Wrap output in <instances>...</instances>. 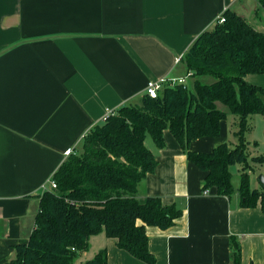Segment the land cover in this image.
Masks as SVG:
<instances>
[{
  "label": "crops",
  "instance_id": "crops-1",
  "mask_svg": "<svg viewBox=\"0 0 264 264\" xmlns=\"http://www.w3.org/2000/svg\"><path fill=\"white\" fill-rule=\"evenodd\" d=\"M247 2L257 0H0V264L28 240L65 150L79 149L106 109L140 103L148 80L186 81L183 53L225 10L240 15ZM245 80L264 86V73ZM220 104L227 116L219 135L191 141V150L236 144V117ZM144 144L157 164L138 184L137 198L158 196L183 210L169 228L145 227L155 264H227L231 235L241 264H264V212L241 207L237 192H202L206 173L169 130L162 148L148 136ZM116 241L92 236L78 264L101 248L107 264H146Z\"/></svg>",
  "mask_w": 264,
  "mask_h": 264
},
{
  "label": "trees",
  "instance_id": "trees-1",
  "mask_svg": "<svg viewBox=\"0 0 264 264\" xmlns=\"http://www.w3.org/2000/svg\"><path fill=\"white\" fill-rule=\"evenodd\" d=\"M257 3L264 11V0ZM222 16V23L200 33L183 53L192 88L187 82L167 84L156 97L143 94L140 103L124 104L87 131L80 148L66 155L52 174L56 187L40 195L28 240L14 246L15 256L5 264H73L98 233L116 238L118 248L141 262L155 264L145 227L169 228L183 210L158 196L138 199L137 187L157 164L145 138L162 148L166 130L186 159L206 173L202 192L214 188L227 198L237 192L241 207L264 212V185H250L252 163L264 165V155L251 156L246 138L251 129L248 118L264 117V86L245 80L247 74L264 73V30L232 9ZM205 75L214 80L203 83ZM217 102L236 117V144L222 142L211 152H195L189 148L191 141L220 133L227 114ZM234 164L241 166L237 188L229 169ZM229 247L227 264H241L235 235ZM107 258V250L101 248L82 264H107Z\"/></svg>",
  "mask_w": 264,
  "mask_h": 264
},
{
  "label": "rangeland",
  "instance_id": "rangeland-1",
  "mask_svg": "<svg viewBox=\"0 0 264 264\" xmlns=\"http://www.w3.org/2000/svg\"><path fill=\"white\" fill-rule=\"evenodd\" d=\"M239 8L241 12L240 14L249 23H251L254 27H256L259 30H264V11H262L261 8H259V5L257 2H254V3L247 2L245 6H242ZM236 13L238 14V12ZM213 80L214 78L209 75H205L204 77L201 78V81L203 83H211ZM191 81H192L191 74L187 72L185 83L187 82L190 88H192ZM221 107L224 109H227L224 105ZM248 123L251 129L246 133V138H247V141L250 142L249 144L250 153L252 156H258L259 154L262 155L264 152V117L261 114L250 116L248 118ZM148 140H150L149 136H148ZM254 142H256L257 144H254ZM252 166L254 168L250 173V185L251 187L259 188V186L261 185V182L259 180V175L260 174L264 175V165L252 163ZM239 167H240L239 164H234L233 166L230 167V172L233 174L232 181L234 184H236L239 179V172H237V168ZM257 167L259 168L257 169ZM240 168H239V171H240ZM84 253L85 252H82V254ZM80 255L74 259V262H73L74 264H78L79 261L82 260L81 258L82 256Z\"/></svg>",
  "mask_w": 264,
  "mask_h": 264
},
{
  "label": "built area",
  "instance_id": "built-area-1",
  "mask_svg": "<svg viewBox=\"0 0 264 264\" xmlns=\"http://www.w3.org/2000/svg\"><path fill=\"white\" fill-rule=\"evenodd\" d=\"M224 21V18L223 16H220L216 22L218 23H222ZM178 61V59H177ZM183 82H185V79L182 78V79H174V78H159V79H152V80H148L146 82V86L144 87V90H143V94L147 95L148 97L150 98H153V97H156L158 95V93L164 89V87L169 84V85H173L175 83L177 84H182ZM114 110H111L110 108L106 109L105 112H104V115H103V118H102V122L106 121L109 117L110 114L113 113ZM73 151V149L71 148H68L65 150L64 152V155H68L70 154L71 152ZM56 187V183L54 182V180L51 178L48 182V187L45 188L44 190H47V189H51V188H54ZM43 190V191H44ZM207 193V192H205Z\"/></svg>",
  "mask_w": 264,
  "mask_h": 264
},
{
  "label": "water",
  "instance_id": "water-1",
  "mask_svg": "<svg viewBox=\"0 0 264 264\" xmlns=\"http://www.w3.org/2000/svg\"><path fill=\"white\" fill-rule=\"evenodd\" d=\"M259 180H260L261 184L264 185V175L263 174L259 175Z\"/></svg>",
  "mask_w": 264,
  "mask_h": 264
}]
</instances>
